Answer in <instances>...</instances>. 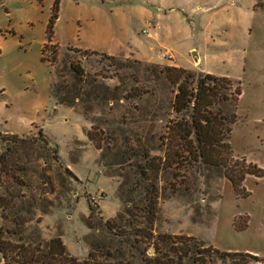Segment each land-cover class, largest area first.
Returning a JSON list of instances; mask_svg holds the SVG:
<instances>
[{
	"label": "rangeland",
	"instance_id": "rangeland-1",
	"mask_svg": "<svg viewBox=\"0 0 264 264\" xmlns=\"http://www.w3.org/2000/svg\"><path fill=\"white\" fill-rule=\"evenodd\" d=\"M165 50L174 61L158 58ZM179 64L230 78L212 108L236 115L228 164L264 172V0H0V198L13 239L38 229L80 260L138 264L184 236L264 259V177L236 189L224 167L189 161L169 129L183 115L160 69ZM139 229L173 239L155 245ZM210 264L264 261L214 253Z\"/></svg>",
	"mask_w": 264,
	"mask_h": 264
},
{
	"label": "trees",
	"instance_id": "trees-1",
	"mask_svg": "<svg viewBox=\"0 0 264 264\" xmlns=\"http://www.w3.org/2000/svg\"><path fill=\"white\" fill-rule=\"evenodd\" d=\"M108 57L115 59L112 56ZM72 69L77 74L82 75L80 66L73 65ZM160 70L169 83L177 89L173 107L176 113L183 115V117L169 129L182 142L183 149L188 152L189 161L200 162L214 167H224L226 169L225 176L232 181L236 189L239 187V182L247 175L264 177V172L261 169L251 164L245 165V161L242 162V160H240L241 162L238 160L236 162L244 165L243 170H240V172L231 170L229 166L233 156L231 146L227 142L228 135L231 132L228 123L234 124L236 115L232 114L228 118L221 114L220 111L215 113L212 108L217 103L218 90L224 88L225 84H233L230 78H221L210 74L197 78L194 72L172 66H166ZM55 95L59 97L56 88ZM240 95V88L237 87L234 92L235 98H232L235 105ZM59 99L63 104L67 102V97ZM222 99L225 100V97H222ZM72 104L69 102L68 105L72 106ZM16 137L14 136V138ZM89 138L92 139L91 134H89ZM164 169L165 164H162V160H160L157 166L152 168L154 172L153 179L158 178V174ZM143 174L146 175L145 170ZM153 203L154 201L152 200L149 204V214L151 216L157 211L156 203ZM7 206V203L0 198V209L3 219L0 229V255L3 264H135L113 260L114 256L109 252L103 255L97 251H90L86 259L80 260L68 252L61 237L45 241L41 238L38 229L26 236H19L15 240L12 238L14 233L5 226V221L8 219L5 214ZM107 227L112 230L108 223ZM136 235L141 239L151 241L155 239V245L171 243L173 239L169 235L154 236L144 229H139ZM172 243L176 245V248L171 247V255L165 256L157 249L158 252L155 257L149 258L145 256L143 262L138 264H185L186 259L191 260L193 264H210V258L214 253L220 255L223 259L233 256H251L258 262L264 261V259L250 254L220 253L212 246L206 247L203 242H198L192 237L181 236L179 237V243Z\"/></svg>",
	"mask_w": 264,
	"mask_h": 264
},
{
	"label": "crops",
	"instance_id": "crops-1",
	"mask_svg": "<svg viewBox=\"0 0 264 264\" xmlns=\"http://www.w3.org/2000/svg\"><path fill=\"white\" fill-rule=\"evenodd\" d=\"M157 25H158V23H157ZM158 28H160L159 26H158ZM144 32V31H143ZM150 33V32H149ZM149 38H152V34L150 33V37ZM191 49H190V52H194V51H196L197 50V48H195V46H191L190 47ZM197 52V51H196ZM198 53V52H197ZM199 54V53H198ZM174 55V54H173ZM121 56H124V55H121ZM175 56V55H174ZM116 57H118V56H116ZM160 60H162L161 58H160V55H159V57H158ZM198 61H199V63H201V59H200V56H199V59H198ZM148 62H157V61H153L152 59H150V60H148ZM188 64H190L189 65V68H190V66L192 65V64H194V65H197L198 63L197 62H195V63H191L190 62V60L187 62ZM179 67H182L183 69H187V68H185V67H183V66H181V64H179L178 65ZM204 72H207L206 74H210V75H214V74H212V73H210L208 70H204ZM214 76H216V75H214ZM217 77H219V76H217Z\"/></svg>",
	"mask_w": 264,
	"mask_h": 264
},
{
	"label": "built area",
	"instance_id": "built-area-1",
	"mask_svg": "<svg viewBox=\"0 0 264 264\" xmlns=\"http://www.w3.org/2000/svg\"><path fill=\"white\" fill-rule=\"evenodd\" d=\"M144 35H146L147 37H150V33L148 30H144ZM160 57L163 60H169V61H174L175 60V56L173 55V53L169 50H165L162 53H160Z\"/></svg>",
	"mask_w": 264,
	"mask_h": 264
},
{
	"label": "water",
	"instance_id": "water-1",
	"mask_svg": "<svg viewBox=\"0 0 264 264\" xmlns=\"http://www.w3.org/2000/svg\"><path fill=\"white\" fill-rule=\"evenodd\" d=\"M192 57H193L194 60H198L199 59V54L196 51H194L193 54H192Z\"/></svg>",
	"mask_w": 264,
	"mask_h": 264
}]
</instances>
